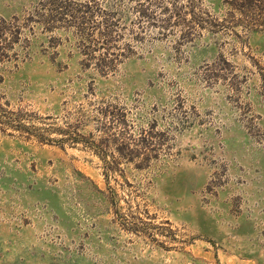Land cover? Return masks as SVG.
Segmentation results:
<instances>
[{"label":"rangeland","instance_id":"obj_1","mask_svg":"<svg viewBox=\"0 0 264 264\" xmlns=\"http://www.w3.org/2000/svg\"><path fill=\"white\" fill-rule=\"evenodd\" d=\"M0 0V264H264V0Z\"/></svg>","mask_w":264,"mask_h":264},{"label":"trees","instance_id":"obj_2","mask_svg":"<svg viewBox=\"0 0 264 264\" xmlns=\"http://www.w3.org/2000/svg\"><path fill=\"white\" fill-rule=\"evenodd\" d=\"M244 1H245L246 5H251L252 4L251 0H244Z\"/></svg>","mask_w":264,"mask_h":264}]
</instances>
